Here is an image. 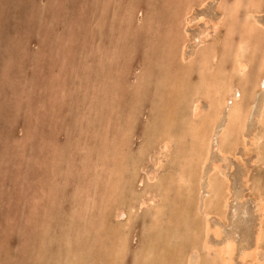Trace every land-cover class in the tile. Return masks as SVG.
<instances>
[{
  "label": "rangeland",
  "instance_id": "obj_1",
  "mask_svg": "<svg viewBox=\"0 0 264 264\" xmlns=\"http://www.w3.org/2000/svg\"><path fill=\"white\" fill-rule=\"evenodd\" d=\"M208 1L209 3L203 5L200 4L201 0H0V264H111L112 260L110 262L109 259H116L115 262L119 260V263L113 261L114 264H162L164 260L166 264L173 260L169 252H163L165 249H161L165 248L163 241L166 238L171 240L166 239L165 242L172 249H178L177 247L183 244L189 251L190 241H186L191 236L195 238L191 231L195 230V224L200 223L199 217L187 214L185 204L182 203L184 207L178 205L179 210H182L178 224L174 221V209L171 211V208H168V211L163 210V217L160 215L162 224H157L153 217V205L141 207L140 201L146 199L145 192L150 187L147 174L153 170L162 175L161 169H164V166L155 167L154 163L157 158L158 137L163 129L165 130V127L161 126L173 122L171 124L176 130L184 124V116H179L184 115V112L178 109V115L173 111H176V102L180 103L181 110H184L182 108L186 99L182 92H186L185 85L182 83L184 87L181 91L177 87L175 91L176 84L170 81V77L179 72L181 64L179 60L171 61L169 58L171 50H180L177 40L184 33L186 21V16L181 18V15L189 6H194L195 13L192 17L196 21L186 27L189 37L188 52L195 45L194 37L201 30L207 26L209 31H212V25L206 24L208 20L220 16V0ZM242 13L241 19L244 15V12ZM260 18L263 23L264 13ZM220 30H223V27ZM223 34L218 33L217 48L219 54L225 53L228 56H225V74L232 75L235 50L233 48V52L230 51L229 43H223ZM234 36L237 40L239 33L236 32ZM256 52V60L260 61L261 65V52H264V49H257ZM256 60L252 69L258 67ZM175 77L178 85L180 78L177 75ZM195 77L198 78L197 74ZM174 92H177L176 95ZM175 96H179V101ZM261 100L262 95L258 98L254 117L249 120L246 128L250 146L247 155L244 156L243 149L240 148L239 151V156L243 158L242 167H236L238 169L235 171L234 164H231V168L227 166V176L233 191L236 180L238 192L246 194L249 197L248 202L244 204L247 197L232 192V196H237L234 200L231 196L230 201H233L230 202L231 211L227 221L220 220L216 215L210 217L212 225L223 223L221 237L227 236L217 238L218 244L223 243L226 238H232L236 245V237L242 232L241 227H245L244 225L248 228V237L253 225L250 246H254L256 242V228L260 220L258 199L253 197L256 191L252 189L251 184L252 187L248 186L250 189L247 187L245 179L247 176L249 179L257 178L260 175L257 165L264 163H254L257 149L252 141L254 134L259 131V125L255 126L254 123ZM202 103L207 104L205 100ZM78 107L80 110L76 109ZM134 108H139L135 110L138 116L134 114ZM163 113L169 120L164 124ZM123 114L127 115L125 117L128 120L124 121L125 117H121ZM177 121L180 125L175 123ZM100 147H103V150ZM250 148L256 151L253 153ZM216 154L220 155L213 148L208 159L210 163L207 162L204 168L205 186L213 162L216 159L220 163L226 161ZM163 162L174 169L178 165L170 159H164ZM232 169L238 180L233 175L234 180L230 181ZM253 180L252 178V182ZM174 181L171 183V187H174L171 188L172 201L181 196L182 199L178 200L180 202L187 198V186H181L180 192V184ZM110 187L114 188L113 192ZM165 203L160 205L165 206ZM119 208H125L126 215L123 219L116 217ZM235 214H239L238 218ZM83 216L86 217L85 220ZM239 219L243 220L244 225ZM224 222H230L229 225L236 230V236H229L230 230L224 227L228 226L224 225ZM168 235H171V239ZM184 235H187L186 239ZM120 236L122 237L119 239ZM122 238H125L127 243ZM151 239L156 240V245L150 242ZM162 242L163 244H160ZM168 242H171V245L167 244ZM157 244L161 246L158 248ZM141 251L147 254L146 258L141 255ZM177 251L175 250L174 254ZM162 253L166 256L164 259ZM100 256L104 263L102 259L101 262L96 260H99ZM106 256H109V259ZM140 256L144 258L143 261ZM167 256L171 259L166 262ZM177 259L179 260V257ZM179 261L180 264L187 263L186 259L180 258Z\"/></svg>",
  "mask_w": 264,
  "mask_h": 264
},
{
  "label": "bare ground",
  "instance_id": "obj_2",
  "mask_svg": "<svg viewBox=\"0 0 264 264\" xmlns=\"http://www.w3.org/2000/svg\"><path fill=\"white\" fill-rule=\"evenodd\" d=\"M207 3H209L208 0H201V2H200V4H203V5H206ZM218 4H219L218 8L220 7L219 8L220 9L219 10L220 11V16L218 18H212V19L208 20V22L206 23L207 25L209 23L212 25L211 26L212 28L210 27L212 29V31H209V27L207 28V26H206L205 29L201 30L194 37L195 38L194 39L195 45H193V47L188 52H187V48H189V47H188V43L187 42L189 41V37H188V32L186 31V27H188V25L194 24V22L196 21V19H194V17H192V16H194V13H195L194 12V10H195L194 6H189L187 10H184L183 11L184 12L183 15H181V18L184 17V15L186 16V21H185V24H184V33H183V35H180L178 37V40H177L178 41V46L177 47H179L180 50L179 49H173V50H171V52L169 53V55H170L169 58L171 59V61L179 60L180 61L179 63L181 64V67L179 68V72H177V74H176L180 78L179 84L177 85L178 82H177V78L175 77L176 75L174 77H170V81H173V83L176 84L175 91H176V87L179 88V90L181 91V89L184 87L182 85V83L185 85L184 88L186 89V92L185 93L182 92V94H184V97L186 99L185 104L183 103L184 104V108H182L184 110L182 111L181 108H180V103H177L176 102L175 105H174L176 111H173V112H177V110L179 109L180 112H184V115H179L178 112L176 113V114H178L181 117L184 116V122H183L184 124L182 123L183 126L180 127V128L178 127V129H176L177 130L176 131L175 129H173V124H171L173 122H168L169 120L166 119V117H165L167 115V112H164V110H163V112L166 113V115L163 113L165 119H163V123L162 124H164V122L166 120H168V121H166L168 123H165L166 124L165 126H161V127H165V130L163 129V132H161L159 134L158 144L156 146V150H157L156 155H157V158H155L156 161L154 163H155V167L161 168V167L164 166V169H161L162 170V172H161L162 175H159L158 173H156L158 171H156V172L154 171L153 172V170H152V173L147 174V179H148V182H149V186L150 187H148V189L145 192V194L147 195L146 199L144 201H142V200L140 201V206L141 207H144V206L146 207V206H148L150 204L153 205L152 208L154 207V210H155V214L153 215V217H155V219L157 220V224L158 223L162 224V221L160 220V215L163 217V215H162L163 210H165V209L167 210L168 208H171V211H172V209H174V217H175L174 221H175V223L178 224V220L181 221L180 217H182L181 216V214H182L181 211L182 210H179L180 208H178V205H182V203L185 204L184 205L185 207L183 205L182 206L187 211V214H190V215L199 217L200 223H198V225L195 224V230L191 231L192 235L195 238H193L191 236V238L189 237L190 238V240H189V238H187V235H184V238L185 239L187 238V241L186 242L190 241L188 243V247H189L188 249H189V251H187L185 249L186 246H184L183 244H180L179 247H177L178 249H180V250H178L175 247L172 249L171 247H169V246L166 245V242L168 240L167 238H166L167 240L165 239L166 242L163 241L164 242V245H165V248H161V249H163V250L165 249L163 252H166L167 251V253L168 252L170 253L169 254L170 256L172 255L171 257H173V260L170 257L169 259H171V260L169 261L168 256L166 258V262H167V259H168V261L171 262V263H173V261H175V262H178V264H180V261L179 260L181 258V259H184V260L186 259L187 260V263L186 264H236L235 263L236 261L234 259V257H235L234 253H235V246L237 244L235 245V240L232 239V238H226V239H224V242L223 243L218 244V245H214V243H212V240H213L214 237L222 238V237H224L226 235H224V236L221 237V229L223 227L222 226V224H223L222 222H221L222 224L216 223L215 225H212L211 222H210L211 221L210 220V217L212 215L213 216L216 215L222 221L223 220L224 221H227L228 215H229V213L231 211L230 210L231 209L230 202H232V201H230V200H231V196H232L231 193L233 191V189L232 190L230 189V187H232V186L229 183V179H228V176H227V174H228L227 171L229 170V167L231 168L233 165L229 164L230 165L229 167L226 166L225 167V170L224 169L222 170V171H225V173H223L221 171V168L224 165L222 166V164L220 163V161H218L216 159L213 162V165H212L210 171L207 174L208 177H207V183H206L207 185L206 186L204 184V182H206V180L204 178V168H205V166H207L206 165L207 162L210 161V160L208 161V159H209L210 153H211V151H212L213 148L216 150V153H219L221 155V157L223 158V160H227L229 157H234V156L236 158H240L241 160L243 159L241 156L237 155V153L241 149H243L245 152H247V150L250 147V146H248L249 143L247 142L249 140H247L248 139V136L246 134V128L248 127L249 120L252 119V117H254L253 112H254V109L257 108V102H258V98H259L260 95H262V100H261L260 107H259V110L257 112L256 120H255V123H254L255 126L256 125H259V131H258L257 134L255 133L256 135L254 134V138L252 139L253 145L256 146L255 148L257 149V153H255L256 154V158L253 159V160H254V163L256 164V163H260V161L263 160V158H264V52H261L262 53V56H261L262 58L260 57L262 59L261 65H260V61L258 62V60H256L257 57L255 56V54L257 53L256 52L257 49L259 51H261V49L262 50L264 49V31H262V30H264L263 29L264 28V22L262 23L261 18H260V15H263V13H264V0H220V2ZM243 8H244V10H243ZM173 9H174V7H173ZM241 11L244 12V15H243V18H242L243 21L241 19V15L243 14ZM153 15H154V12H153L152 16ZM168 15H170V14L168 13ZM149 17H151L150 14H149ZM201 19H203V17H201ZM173 20H175V18ZM170 25L171 24H169V26ZM130 27H132V26H130ZM221 27H223V30H220ZM172 30H171V32H173ZM221 32L224 33L223 34V39H224V42L223 43L224 44L229 43L228 45H229L230 51L233 52V48L235 50V52L233 54L234 55V63H232L230 61L233 64L232 71L234 72V74H232V75L225 74V72H226V67H225L226 66V61H225L226 58H225V56H227V55L225 53L219 54L220 53L218 51L219 48H217V43H218V39H219L218 38V33H221ZM236 32L239 33V37L237 36L238 37L237 40H236V36H234V34ZM129 33H130V31H129ZM169 38H170V36H169ZM174 39H175V37L173 38V40ZM86 52H88V51H86ZM107 52H110V51H107ZM115 53L116 52H114V54ZM111 56H112V54H111ZM254 58L258 62L257 63L258 67H256V69H255V67H253L254 69L251 68L253 66L254 62H255ZM179 63H177V64H179ZM57 71H58V69H57ZM233 72H231V73H233ZM121 74H123V72ZM195 74H197V77H198L197 79L195 77ZM144 77L145 76H143V78ZM171 78L174 79V80H171ZM159 82H160V80H159ZM63 93H64V91H63ZM119 93H120V91H119ZM172 93H173V91H172ZM176 93L174 95H176ZM159 95L160 94H158V96ZM178 97H176V99H178V101H179V98ZM132 99H134V98H132ZM172 99H173V97H172ZM159 100H160V98H159ZM203 100H205L207 104H203L202 103ZM171 103H173V102L171 101ZM111 105L113 107V104H111ZM167 106H169V105H167ZM167 106H165V107H167ZM136 107H138V105ZM139 108L138 109L136 108V109L139 110ZM170 108H171V106H170ZM73 109H75V108H73ZM76 109H79V107L76 108ZM136 109L134 108V111ZM79 110H75V111H79ZM153 111L154 112H157L155 110H153ZM90 112H91V110H90ZM154 112H153V115H154ZM159 112L162 113L161 111H159ZM171 112H172V110H171ZM134 114L137 115L136 111L134 112ZM138 114H140V113L138 112ZM178 115L176 117H178ZM125 116L127 117V115H125ZM125 116L123 114L121 117L124 118ZM121 117H119V118H121ZM126 117L124 118L125 119L124 121H126V119H127ZM94 118H95V116H94ZM161 118H163V116ZM77 119L78 118H76V120ZM130 119H131V117H130ZM221 119H222V121H221ZM158 121H160V118H159ZM92 122H93V120H92ZM175 123H178V121L175 122ZM179 123L177 125H180ZM121 124H122V122H121ZM123 124L126 125L124 122H123ZM157 124L158 123H156V125H155L156 127H157ZM150 126H152V125H150ZM161 127H160V129L158 128V132H159V130H161ZM82 128L84 129V127H82ZM98 128H100V127H98ZM83 129H82V131H83ZM127 129L130 131V128L127 127ZM151 129H152V127H151ZM122 132H124V131H122ZM129 134H130V132H129ZM34 135L35 134H33V136ZM101 135H102V133H101ZM81 136H82V134H81ZM83 136H85V135H83ZM92 137H93V135H92ZM100 138L101 139H104L102 137H100ZM115 142H117V141H115ZM123 142H125V140ZM106 144H109V143H106ZM106 144H105V146H106ZM251 144H252V142L250 143V145ZM73 146L71 148H73ZM97 146H99V145H97ZM120 147H121V145H120ZM102 148L100 147L101 150H103ZM250 149L252 150L253 153H254V151H256V150H254L252 148H250ZM68 150H69V147H68ZM107 150H109V149H107ZM116 150H117V148H116ZM63 151H64V149H63ZM66 151H67V147H66ZM114 151H115V149H114ZM145 151H147V150H145ZM70 152H71V150H70ZM110 152H111V150H110ZM115 153H117V151ZM216 155H217V157H220V155L219 156H218V154H216ZM164 159H166L167 161H169V159H170L171 162L176 161L178 163V165L176 166L177 168L174 169L171 166H167L163 162ZM112 160H113V158H112ZM116 161L118 162L117 158H116ZM177 163H175V165ZM118 164H119V162H118ZM120 165H121V163H120ZM109 167H111V165ZM119 167H121V166H119ZM125 167H123V168H125ZM155 167H152V168H155ZM258 167H260V166H258ZM261 168L262 167H260V170H261ZM90 169H93V168H90ZM116 170H118V169H116ZM156 170H157V168H156ZM63 173H65V172H63ZM121 173H122V171H121ZM121 173H118L117 172V174H120V175H121ZM123 174H125L124 171H123ZM260 174H261V172H260ZM262 176H263V174H262ZM135 177H137V176H135ZM174 177H176V179ZM258 177H260V175H258ZM258 177H257V179H258ZM252 178L255 180V181L253 180L254 183L252 182ZM252 178L249 179V176L246 177L245 180H246L247 187L248 186L250 187L252 185L253 188L256 189V190L255 189L254 190L255 191H259V195H261L260 198H259V200H258V203L256 202L257 203V210L259 211V215H260V220H259V217H258V220H259L258 223L259 224H258V227L256 228V230H257V232H256L257 233L256 234V242H255L256 245H254L255 246L254 249L257 250L258 256H259V252H260V250H262V249H260V247L264 243V226H263L264 225V190L261 188V182H260V180L258 182V180L256 179V177H252ZM172 180H175L177 183L180 184V187L178 186L179 189H180V192H182L181 191V186L182 187L187 186V189H185L186 190V194H187V196H186L187 198H184L182 201L178 202V200H181L182 197L179 196V195H177L179 197L176 196L177 197L176 201H172V198H173L171 196V193H172L171 192V188L173 187V186L171 187ZM262 180H264V179H262ZM98 181H96V182H98ZM105 181H106V179H105ZM115 184L117 185L116 182H115ZM195 184H198V185L195 186ZM118 186H119V184H118ZM104 187H105V185H104ZM119 187H121V186H119ZM110 188H111V191L113 192L114 188H112V187H110ZM103 190H105V189H103ZM106 191H107V189H106ZM174 191H175V189H174ZM84 192H86V191H84ZM116 192H117V190H116ZM100 193H103V192H100ZM174 193L176 194V192H174ZM110 194H111V192H110ZM101 195H103V194H101ZM250 195H252V194H250ZM253 195H254V193H253ZM82 196L79 195V197H82ZM235 196H237V195H234V197ZM96 197H97V195H96ZM233 200H234V198H233ZM82 202H84V201H82ZM133 203H134V201H133ZM160 203L161 204H164L165 203V206H163V205L161 206ZM235 203H234V205H235ZM238 204H239V202H238ZM131 205L134 206V204H131ZM128 206H130V205H128ZM70 207H72V206H70ZM88 207H91V205H88ZM229 207H230V209H229ZM96 208H98V207H96ZM95 209H94V211H95ZM80 210H82V209H80ZM88 210H90V209H88ZM136 211H138V210H136ZM188 212H190V213H188ZM99 213H100V211H99ZM117 214H118V216H116V217H118L119 219H123V217L126 215L125 208H119L118 211H117ZM183 214H185V212ZM241 214H244V213H241ZM79 215H80V213H79ZM165 215H166V218L169 219V217L167 216V213H165ZM235 215H237V214H235ZM85 218L86 217H84V220H85ZM239 218H240V216H239ZM184 220L185 221L187 220L186 216H185V219ZM240 221H242V224L244 225L243 220H240ZM93 222H94V220H93ZM228 223L230 224V222H228ZM231 223H232V221H231ZM150 224H151V222H150ZM192 225L193 224H191V227H192ZM224 227H226V226H224ZM172 233H174V232H172ZM172 233H170V234H172ZM185 233L186 234H189L188 232H185ZM194 234H196V235H194ZM162 235H163V233H162ZM157 236L159 237V235H157ZM157 236H156V238H158ZM168 236H170L169 238L171 239V235H168ZM232 236H236V235L233 233ZM104 237L106 238V236H104ZM121 237L122 236H120L119 239ZM99 239H101V237ZM151 240H150V242L152 244H153L154 241L156 242V240H154V239H151ZM158 240H159V238H158ZM123 241L126 242L125 238L123 239ZM168 241H171V240H168ZM155 242H154V245H156ZM163 242L160 243V244H163ZM126 243H125V245H126ZM151 243H149V244L151 245ZM170 243L168 242L167 244L171 245ZM181 243H183V242L181 241ZM175 245H176V243H175ZM157 246L159 248L161 245L159 246L157 244ZM143 247H144V245H143ZM175 250L176 251L178 250L176 254H174ZM91 251H93V250H91ZM160 251H162V250H160ZM202 251H206L205 252V255L203 254L206 258L204 259V257H203L204 261L201 263V260L200 259H201L202 253H203ZM257 252H256V254H257ZM41 253H43V252H41ZM111 254H115V253H111ZM145 254H146L145 252H142L141 255H143V257L145 256V258H146V255L147 254L146 255ZM173 254H174L175 257L173 256ZM254 254H255V252H254ZM162 255H163L162 256L163 257L162 259H164V257H166V256L164 255V253H162ZM101 256H100L99 260L96 259L98 262L99 261L101 262V260H100V259H102ZM247 256H248L247 255V252L244 251L241 258L244 259L245 262H247L246 261L247 260V258H246ZM261 256H263V255H261ZM116 257H118V256H116ZM119 257L121 258V256H119ZM178 257H179V260L177 259ZM106 258L109 259V256L108 257L106 256ZM248 258H250V256ZM94 259H95V257H94ZM141 259H142V257H141ZM102 260H103L102 263H104V259H102ZM110 260H112V262ZM115 260L114 259H109V261L111 262V264L119 263V260H118V262L117 261L115 262ZM143 260H144V258L142 259V261ZM254 260H255V263H260L261 258H257V257L255 258L254 257ZM113 261H114V263H113ZM123 261H124V259H123ZM169 262H167V263H169ZM161 263H162V260H161ZM164 263H165V260L163 261L162 264H164ZM140 264H143V262H141ZM155 264H157V263H155Z\"/></svg>",
  "mask_w": 264,
  "mask_h": 264
},
{
  "label": "crops",
  "instance_id": "obj_3",
  "mask_svg": "<svg viewBox=\"0 0 264 264\" xmlns=\"http://www.w3.org/2000/svg\"><path fill=\"white\" fill-rule=\"evenodd\" d=\"M240 151V150H239ZM238 151V153H237V155H239V152ZM242 151H244V150H242ZM245 152V151H244ZM245 155H247V153L245 152L244 153V156ZM235 157V156H234ZM234 157H231V159H228V160H226V161H224V163L222 162L221 164H222V168H221V171L224 169L225 170V167L226 166H230L229 164H234L235 166V171L238 169V168H240V167H242V160L240 159V158H236V159H234ZM245 159H246V157H245ZM263 160H264V158H263ZM263 160H261L260 162H262L263 163ZM234 161V162H233ZM242 161V162H241ZM228 164V165H227ZM244 164V163H243ZM264 164V163H263ZM257 166H260V167H262L261 168V170H260V167H259V173L261 172V174H260V177L262 176V174H263V176L260 178V177H258V182H259V180H260V182H261V188L264 190V180H262V179H264V165H257ZM236 167H238L237 169H236ZM235 171H233V169H232V171H230V181H231V179L232 180H234V177H233V175L235 176V178L237 177L236 176V173H234ZM223 173H225V171H222ZM237 179V178H236ZM238 180V179H237ZM255 181V180H254ZM254 183V182H253ZM237 185V186H236ZM232 186V185H231ZM238 181H236L235 180V183H234V191H232V192H236V194H238L239 196H245V197H247L246 198V200L244 201V204L246 203V201L248 200V196L246 195V194H241L240 192H238ZM230 189L232 190L233 189V187H230ZM255 188H253V190H254ZM256 190V189H255ZM254 190V191H255ZM258 192V193H257ZM258 194V195H257ZM256 195V196H255ZM255 196V198H257L258 200H259V198H260V196L261 195H259V191H256V194L254 193V195H253V197ZM232 198H234V194H233V196H232ZM233 201V200H232ZM248 202V201H247ZM239 215V214H238ZM238 215H235V217H238ZM249 218H251V216H250V213H249ZM249 222H251V221H249ZM225 224H227L228 226H226ZM224 225L226 226V227H228V230H230V233H229V235H232V233H234L236 230L233 228V227H231L230 225H229V223L228 222H224ZM235 225H237V224H235ZM240 225V224H239ZM251 225H252V222H251ZM245 227H241V235L239 234V236L237 237L238 239H236V244H237V251L235 252V256H238L237 258L236 257H234V259H235V263L236 264H264V243L261 245V247H260V249H262L260 252H259V256H258V252H257V250L256 249H254V246H250V242H249V240H250V233L252 232V230H253V225H252V229L249 231V237H248V233H247V231H248V228H247V226L246 225H244ZM264 226V225H263ZM223 229V228H222ZM224 230V229H223ZM224 233V232H223ZM213 238V237H212ZM238 241V242H237ZM255 241V240H254ZM218 242H219V240L217 239V237H214L213 238V240H212V243H214V245H218ZM255 244V243H254ZM256 245V244H255ZM240 246H243L244 248L243 249H241L240 248ZM250 247V248H249ZM242 250V251H241ZM246 251L247 252V262H245L244 261V259H242V258H240L241 256H242V253L244 252V251ZM253 250V251H252ZM203 253H202V256H201V263L204 261V259L206 258L204 255H205V252L206 251H202ZM249 252V253H248ZM253 252V253H252ZM254 252H255V254H254ZM256 252H257V254H256ZM241 253V254H240ZM263 253V254H262ZM204 254V255H203ZM215 254V253H214ZM213 254V255H214ZM239 254L241 255L240 257H239ZM255 255V256H254ZM261 255H263V256H261ZM250 256V258H248ZM256 258H261V260H260V263H255V260H254V257ZM261 256V257H260ZM203 257H204V259H203ZM263 257V258H262ZM237 259H239V260H237ZM249 260V261H248Z\"/></svg>",
  "mask_w": 264,
  "mask_h": 264
}]
</instances>
